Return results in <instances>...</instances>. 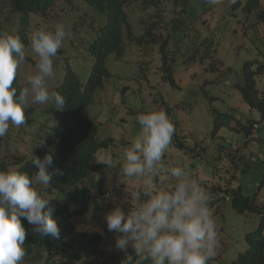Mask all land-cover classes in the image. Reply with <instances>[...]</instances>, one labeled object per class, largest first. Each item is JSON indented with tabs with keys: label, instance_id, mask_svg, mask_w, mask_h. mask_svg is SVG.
I'll return each mask as SVG.
<instances>
[{
	"label": "clouds",
	"instance_id": "1",
	"mask_svg": "<svg viewBox=\"0 0 264 264\" xmlns=\"http://www.w3.org/2000/svg\"><path fill=\"white\" fill-rule=\"evenodd\" d=\"M32 1L0 0V264H110L106 247L117 264H264V171L251 192L233 183L249 159H230L229 140L219 136L222 127L242 132L234 158L247 149L255 161L251 145L264 123V51L255 47L239 62L230 79L237 101L230 98L227 111L208 110L207 147L182 127L194 107L183 92H169L187 85L184 69L198 77L216 67L219 50L235 56L250 45L249 35L264 39V0H64L58 25L36 29L35 19L46 16L24 13ZM124 68L143 80L130 101L129 87L116 84ZM199 90L205 103L201 84ZM115 96L121 101L110 108ZM19 140L27 148L10 155ZM106 176L139 191L136 201L111 209ZM222 199L228 207L217 205ZM228 208L259 216L245 231L254 241L250 249L242 241V251L228 235L235 219ZM97 209L107 225L101 231L91 228L96 221L85 226ZM223 234L240 250L229 262L218 247Z\"/></svg>",
	"mask_w": 264,
	"mask_h": 264
},
{
	"label": "rangeland",
	"instance_id": "2",
	"mask_svg": "<svg viewBox=\"0 0 264 264\" xmlns=\"http://www.w3.org/2000/svg\"><path fill=\"white\" fill-rule=\"evenodd\" d=\"M64 0L56 1L55 5L51 8L49 15L42 18L35 19L37 23L36 26L32 27L36 29L40 26H55L58 25V21L64 16V13L60 12V7L63 5ZM2 17H0V20ZM248 42L250 45L244 46L240 53H229L224 49L219 50V52L214 57V63L216 67L208 72H204L203 74L199 75L198 77L192 78L188 75L184 69V77L189 79L187 85L184 87L183 91L177 90H169V92L173 95H180L181 99L184 100L187 106H193L194 111L191 113L193 115V120L182 122V127H186L185 129L188 130L189 133H196L197 142L199 146L207 147L210 144L212 139L211 137V130H212V123L209 121L208 117V110L214 107L222 110L227 111L230 107H224L230 98L237 101V90L232 88L230 84V79L236 77L237 75V67L239 66V62L246 57L253 56L255 47H258L260 50L264 51V39H260L257 34H251L248 36ZM196 50H199V53L202 52V49L195 48L191 49L192 53H195ZM189 51L187 50L186 53ZM185 56V52H182L181 55L178 56V62L182 60ZM208 79L210 82H206L205 80ZM143 80L138 77V73L136 70H129L124 68L117 72L116 84L122 87H129V92L127 95V100L130 101L134 94L138 91V86L140 82ZM152 83H156V78H151ZM200 82V83H199ZM199 84H201L202 89L206 93V101L204 103L203 99L201 98ZM164 93V97L168 99L169 95L166 92ZM209 97H219L218 100H212ZM103 100V99H102ZM111 102L110 108H113V105L120 102V98L115 96V98L109 99ZM136 101L137 109L141 107V102L139 100ZM108 103L106 102V108ZM231 106H241L234 103ZM163 108V103L159 105V109ZM188 110L185 111V115H187ZM251 116L246 117L248 119ZM255 117V115H253ZM190 125V127H187ZM262 129L257 131L260 136V141L258 143H252L251 148L253 149V155L256 157L255 161H251V152L249 150H242L238 152V157H246L249 159L248 161V171L244 175L238 176L236 179L233 180V183H241L244 191L251 192L254 183L260 180L263 171H264V123L262 124ZM132 124L127 125L125 127V137L131 138ZM219 136H223L229 141L225 143V147L232 152V155L235 157L236 147V140L240 139L243 136L242 132H234L229 130L227 127H222L219 131ZM217 145H222L224 141L217 137L215 139ZM28 143L26 140H19L16 143L10 146V155L13 152L16 155H20L25 151L27 148ZM211 153H208L205 160L206 166L212 167L211 162ZM228 180V176L224 177V181ZM214 184V182H213ZM140 189H143V185L140 184ZM231 186L228 185V188ZM112 191L114 193H112ZM139 191L134 190L131 186H121L119 181H116V178L113 176H106L103 182V194L106 197H110L111 201V209L115 206H120L125 210L127 207L126 205L130 202H135V196ZM140 193V192H139ZM255 194V192H254ZM262 197L259 198L260 204H263L264 201V189L262 191ZM262 201V202H261ZM222 204V205H221ZM217 205L226 206V202H219ZM228 205V206H227ZM229 212L235 216V219L230 221L227 224V232L228 235L236 242L242 251L245 250L246 245L242 243V234L246 230H252L253 227L259 222V216H249V215H238L236 214L231 208H228ZM91 216L90 219L88 218L85 221V226H92L94 221L98 223V225H94L91 228L94 230H103V228H107L106 221L103 219V214L99 212V210H94L89 213ZM216 216V215H214ZM213 216V217H214ZM219 225V224H218ZM223 234L221 236V246L218 247L222 249L224 258L223 261L229 262L228 259L234 258L237 253L240 251L238 248L234 246V243L230 240V238L226 235L224 239ZM224 241V242H223ZM223 246L225 247L223 250ZM116 248V247H115ZM235 249L236 255H232V251ZM113 251H117V249H113ZM105 257L108 259L110 264H117L116 261L110 254L108 253V248L106 247L105 250ZM222 264V263H221ZM227 264V263H224Z\"/></svg>",
	"mask_w": 264,
	"mask_h": 264
},
{
	"label": "trees",
	"instance_id": "3",
	"mask_svg": "<svg viewBox=\"0 0 264 264\" xmlns=\"http://www.w3.org/2000/svg\"><path fill=\"white\" fill-rule=\"evenodd\" d=\"M53 2H54V0H45L44 1V4H41V2L39 1V0H33L32 2H30L29 4H28V6H27V8H26V10L24 11V13H28V12H30V11H38L37 13L38 14H42L43 16H47L48 15V10H49V7L53 4ZM21 20L23 21V22H25V20H26V16H24V15H22L21 16ZM21 36H24V35H21ZM258 36V35H257ZM259 37V36H258ZM252 83H253V78L251 77V76H249L247 79H246V81H245V83L243 84L244 85V89H245V91H246V87L247 86H251L252 85ZM217 126V125H216ZM228 157L230 158V159H232L233 161H237V162H245L246 160H243V157L241 156L239 159H235L234 158V156L232 155V154H229L228 155ZM4 167H0V169H3ZM76 189H81V188H78V187H75V190ZM78 195V193H75V191L74 192H72V194H71V196L72 197H76ZM242 202H244V200H242ZM239 201H234V200H232L231 201V205H233V207L235 208V209H237L238 211H243L244 209L242 208V207H240L239 206ZM223 213H224V216H227V215H229V216H231V214L229 213V212H227L226 210H224L223 211ZM262 226L264 225V216H263V218H262ZM261 226V228H263ZM242 241L243 242H246L247 244H248V246H249V249L253 246V244H254V241H253V238H252V234H248V235H246V232H244L243 234H242Z\"/></svg>",
	"mask_w": 264,
	"mask_h": 264
}]
</instances>
